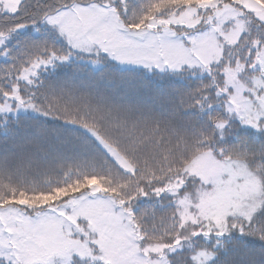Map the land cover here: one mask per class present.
I'll list each match as a JSON object with an SVG mask.
<instances>
[{"label":"snow or ice","instance_id":"6c2138e0","mask_svg":"<svg viewBox=\"0 0 264 264\" xmlns=\"http://www.w3.org/2000/svg\"><path fill=\"white\" fill-rule=\"evenodd\" d=\"M0 264H264V0H0Z\"/></svg>","mask_w":264,"mask_h":264}]
</instances>
